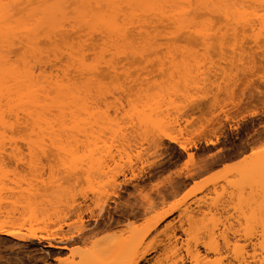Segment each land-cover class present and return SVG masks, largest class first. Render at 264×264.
<instances>
[{"label":"rangeland","instance_id":"1","mask_svg":"<svg viewBox=\"0 0 264 264\" xmlns=\"http://www.w3.org/2000/svg\"><path fill=\"white\" fill-rule=\"evenodd\" d=\"M244 8L247 18L264 13L261 0L247 1ZM191 15L195 20L191 29L209 36L201 40L199 47L178 42L174 32L167 34L179 32L173 25L159 27L151 49L154 52L142 57L127 54V59L124 54H106L114 58L112 67L116 71L106 81L92 78L89 85L95 116L109 121L107 126L112 132L105 133L106 137L112 136L107 141L110 156L104 162L108 178L99 177L103 179H95L92 186L81 183L76 187L71 182L68 184L72 187H67L60 179L41 190L42 197L37 206H31L32 211L20 209L11 214L9 225L20 234L34 230L64 237L73 234L71 239H75L59 242V246L65 247L54 250L45 247L44 242H15L6 237L9 240L2 241L4 246L0 243V249L6 246L0 250V257L4 258L0 261L18 256L23 264H34V256H43L45 250L50 264H121L129 255L149 249L137 264H195L201 263V259L193 260L191 256L203 255L206 234L213 231L234 235L239 247L248 254H256L254 258L247 257L251 264H256L261 250L257 244L252 245L264 233V155L253 156L263 165L254 175L252 186L251 179L250 186L241 182V198L237 190L241 177L235 161L249 152L244 151L243 139L239 145L224 149L220 138L225 135V125L231 131L239 127L243 115L259 119L264 112L254 105L239 116L233 114L243 94V89L236 93L239 70L249 62L253 51L259 55V49L264 47L260 43L264 39V19L233 30L219 13L196 9ZM44 47L48 48L46 44ZM83 80L79 78L78 84ZM194 97L198 99L194 101ZM65 109L68 113L69 109ZM254 110L256 116H249ZM140 113L162 120L156 125L139 124L136 116ZM224 115L229 118L227 121H223ZM217 120L224 122L220 131L213 129ZM167 136L189 145L182 150ZM64 163L53 156L43 158L36 165L35 173L41 175L37 181L41 178L48 182L51 176L65 175ZM132 172L137 176L132 177ZM21 173H27L25 178L32 183L37 182L31 180L32 172ZM123 180L127 182L121 183ZM100 200L107 201L102 214L96 208ZM245 200L252 203L253 209L246 208L242 202ZM257 204L260 206L256 207ZM74 206H88L91 212L79 218L68 213ZM169 207L172 213L148 229L154 217ZM81 224L88 226L83 235L77 233ZM219 245L223 259L232 261L230 250H225L221 241Z\"/></svg>","mask_w":264,"mask_h":264},{"label":"bare ground","instance_id":"2","mask_svg":"<svg viewBox=\"0 0 264 264\" xmlns=\"http://www.w3.org/2000/svg\"><path fill=\"white\" fill-rule=\"evenodd\" d=\"M247 1L250 0H0V243L8 241L6 237H11L15 242H44L45 247L61 249L59 242L73 238V234L64 237L52 233H36L34 230L20 234L9 225L11 214L20 209L32 211L33 205L37 206L42 197L41 190L60 179L66 182V186L76 187L81 183L92 186L99 177L108 178L104 162L110 156L107 141L112 136H105L106 132L112 135L107 126L109 121L95 116L92 88L89 85L92 78L79 72L83 52L89 45L93 50L99 48L95 51L97 59L108 54L113 57L139 54L142 57L154 52L151 49L159 34V27L173 25L177 31L190 29L197 33V30L191 29L195 22L191 14L196 9L210 14L219 13L233 30L254 20L261 22V19H257L258 16L253 19L246 17L248 13L244 5ZM73 29L74 40L66 39L64 34ZM128 31H135L138 37L134 46H129L124 40ZM173 32L175 31L166 33ZM45 44L48 48L44 47ZM109 62L113 64L111 58ZM81 77L84 80L78 84L77 80ZM65 108L69 109L68 113ZM254 111L252 113L257 112ZM244 116L248 117V114L242 117ZM136 117L139 124L145 125H156L162 120L159 116H144L141 113ZM228 119L224 115L223 121ZM223 121L217 120L212 128L216 131L222 130ZM167 139L182 150L189 145H185L187 142L180 141L175 136H167ZM210 144H213L212 140ZM52 156L67 162L62 170L65 175L51 176L48 182L41 178L37 181L41 175L35 173L36 165L43 158ZM255 159L249 152L235 161L241 177L238 195L244 188L241 184L245 182L250 186L251 179L252 186L254 175L262 168L263 161ZM22 170L32 172L31 180L37 182L32 183L30 179H26L27 173L20 174ZM136 176L132 172V177ZM102 179H97V182ZM126 182L127 180H123L121 183ZM22 183L25 185L22 186ZM38 183L39 186H36ZM245 201H242L243 204L246 203V208L251 209L252 203ZM106 202L100 200L96 204L98 214L105 211ZM172 211L170 207L161 211L154 217L148 229L156 226ZM90 212L88 206H74L68 213L81 218L82 214ZM93 220L99 225L97 218ZM103 226L101 225L102 229ZM87 227L86 224H81L77 233L82 234ZM219 241L223 243L225 250H230L232 261L229 264H251L247 257L254 258L256 255L248 254L243 247H239L234 235L211 231L206 234L202 245L203 255L191 256L193 260L201 259V263L195 264H223V250ZM256 244L261 251L260 258L254 262L264 264V233L260 234L259 240L252 246ZM4 248L6 246L2 249ZM149 251L146 249L139 254H131L121 264H137ZM43 252V256H34V264H50L49 253L45 250ZM21 258L16 256L14 260L8 261L11 258L6 257L7 261L4 262L23 264ZM54 259L59 260L57 257Z\"/></svg>","mask_w":264,"mask_h":264},{"label":"snow or ice","instance_id":"3","mask_svg":"<svg viewBox=\"0 0 264 264\" xmlns=\"http://www.w3.org/2000/svg\"><path fill=\"white\" fill-rule=\"evenodd\" d=\"M261 3L264 4V0H261ZM257 19H264V13ZM64 35L66 39L74 40L75 30L73 29ZM173 35L178 42L191 43L196 47H199L202 39L207 40L209 38L203 32L193 33L190 29H182L179 32H174ZM262 35H264V32H262ZM124 40L129 46H134L138 41V37L135 31H128L124 36ZM260 43L264 45V39ZM124 56L127 59V54H124ZM115 71L107 56L102 59L96 58V52L91 48V45L83 52L80 73L90 76L94 80L106 81ZM237 80L239 87H237L236 93L240 94L241 89H243V94L237 104V111L233 114L239 116L241 112H247V109L252 108L254 105L264 109V47L259 49V55L253 51L249 62L240 68ZM193 99L195 101L198 97ZM251 115L255 117L256 113ZM224 132L225 135L220 138L224 149H227L230 145H239L241 139H243L245 152H250L252 156L257 155V153L264 155V112H261L259 119H248L247 116L241 117V123L237 129L229 131L227 125H225ZM216 147L220 148L221 144H216ZM252 149H255V151H252ZM0 264H3V262L0 261ZM25 264H28V262L26 261ZM39 264H43V262H39ZM223 264H229V261L224 260Z\"/></svg>","mask_w":264,"mask_h":264}]
</instances>
